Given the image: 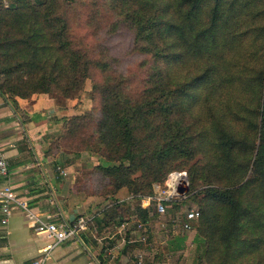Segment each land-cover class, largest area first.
<instances>
[{
	"label": "trees",
	"instance_id": "obj_1",
	"mask_svg": "<svg viewBox=\"0 0 264 264\" xmlns=\"http://www.w3.org/2000/svg\"><path fill=\"white\" fill-rule=\"evenodd\" d=\"M85 78L90 109L64 117L48 147L110 161L77 189L137 198L185 170L203 264H245L255 253L247 264H264V0L0 2V95L70 98ZM131 212L108 202L95 227L131 214L145 225L156 213L138 203Z\"/></svg>",
	"mask_w": 264,
	"mask_h": 264
},
{
	"label": "crops",
	"instance_id": "obj_2",
	"mask_svg": "<svg viewBox=\"0 0 264 264\" xmlns=\"http://www.w3.org/2000/svg\"><path fill=\"white\" fill-rule=\"evenodd\" d=\"M50 96L47 93L24 98L0 95V145L8 163L7 174L0 177V184H8L32 211L48 220L71 221L80 214L96 215L100 210L96 196L75 190L67 169L71 163H61L65 153L48 148L49 123L37 110L47 107L49 111L50 105H54ZM96 231L109 234L105 247H99L101 243L91 234L82 233L77 241L66 240L55 245L43 264H111L104 249L116 251L118 226L96 228ZM45 242L43 234L34 231L30 221L22 217L21 209L11 205L6 222H0V264H32ZM135 247L129 246L131 255Z\"/></svg>",
	"mask_w": 264,
	"mask_h": 264
},
{
	"label": "rangeland",
	"instance_id": "obj_3",
	"mask_svg": "<svg viewBox=\"0 0 264 264\" xmlns=\"http://www.w3.org/2000/svg\"><path fill=\"white\" fill-rule=\"evenodd\" d=\"M11 1L13 0H0V2L7 6ZM78 19V18H76ZM102 26V25H101ZM85 28V27H84ZM86 29V28H85ZM95 33L93 35H96V37L99 39L100 34L103 35L101 32H97L98 28L97 26H94L93 29ZM78 32L83 31V28H77ZM89 35V34H87ZM87 35L83 36V41L85 40V37ZM47 95H51L50 97H53V103L54 105H50L49 111H47V107H41L37 112L41 114L42 118L46 119V123H49L50 132H48L49 141L54 140V136L56 134V131H59L60 126L63 124L64 117H67L72 114H81L86 112L90 109L92 105V94L90 90V80L88 78H85L82 84L81 89L76 93L74 97H63L59 95H55L53 93H47ZM53 95V96H52ZM69 113V114H67ZM32 114V113H31ZM78 148L81 146L79 144ZM51 146L49 142V147ZM54 152H64L65 158L62 160L67 162L69 161L71 163L70 167H67L69 170V174L72 175L73 178V187L75 190L83 194L80 190H78V185H80L82 182V176L84 173L88 172L92 165L96 163H102L106 164L110 161L105 159L102 156L97 155V153L93 152L91 149H88L86 147L80 148V149H69L65 147H58L53 148ZM59 160V159H58ZM64 169V168H63ZM66 169V168H65ZM185 171V170H183ZM156 182V181H155ZM84 195V194H83ZM126 195H128L124 189H120L115 193V198L109 195H92L96 196V199H98V202L96 205L100 208L99 212L101 211L103 205H105L108 202H115L119 204V209L126 210L127 212H131L132 208L136 202V199H130V198H124ZM119 198H123L122 200H118ZM182 200H177V199ZM177 200V201H176ZM173 201L178 202L177 207H175V210L166 211L165 207L162 213H155V215L146 221L144 229L145 236H146V243L151 244V249L146 251V253L143 255V259L141 260V263H138L136 258L131 255L128 243H135L134 242H127L125 245V242H122L120 238H129L135 236L138 231L135 229L131 230V227L134 228L133 219H138L134 214H131L129 216V228L123 232V230L118 234V241L116 242V251H118L117 257H116V251H113V255L111 257H108V260L111 264H203L202 257H200L199 248L197 247V243L193 240L194 235V226H191L187 230H182L179 226V221L182 218V215L185 210L188 208H196L195 202L188 196V192L183 197H177ZM171 201V202H173ZM95 205L93 204V208ZM170 207L172 208V203L170 204ZM151 209V207H149ZM174 211L175 214H174ZM174 214V216L177 214V218H175V221L170 223V219ZM194 222V221H193ZM95 224V222H94ZM101 230V229H100ZM106 231V229H105ZM104 232V231H103ZM98 236L103 235L102 231H97L96 233ZM176 237H182L180 241H177ZM107 238L101 239L99 244V247H105L107 243ZM138 246L134 248V251L136 248H144L145 245L142 242ZM101 245V246H100ZM124 246V251L121 252L120 248ZM98 249V248H97ZM120 251V252H119ZM122 254V255H121ZM125 255V256H124ZM256 253L250 257H247L243 263L247 264L252 259L254 260L256 258ZM108 256V255H107Z\"/></svg>",
	"mask_w": 264,
	"mask_h": 264
},
{
	"label": "built area",
	"instance_id": "obj_4",
	"mask_svg": "<svg viewBox=\"0 0 264 264\" xmlns=\"http://www.w3.org/2000/svg\"><path fill=\"white\" fill-rule=\"evenodd\" d=\"M59 173L64 174V171L60 167L56 166ZM8 171V163L4 156L2 146L0 145V177L5 176ZM185 174L183 170L169 171L162 179L156 181L152 185V191L149 194L141 195L135 198L133 195L128 194L124 198L136 199V202L141 208L152 207L156 213H162L166 202H171L177 198L175 187L179 182L182 175ZM119 198L118 200H122ZM18 206L22 211V217L27 221H30V226L36 232L43 234L46 242L39 249V255L33 259L32 264H43L45 259L49 257L50 250L62 241L69 240L71 242L77 241L82 233L91 234L99 242L103 238L110 237L109 234L98 236L96 233V227L94 224V214H80L71 221L64 220H48L38 213L32 211L25 199L18 197L15 192L10 188L8 184H0V222L5 223L9 214L10 206ZM198 216L197 208H188L184 211V215L179 221V226L182 230L189 229L192 225L191 222L195 221ZM130 221H122L118 224V231H126L129 228ZM132 229H136L138 233L129 238H121L122 242H142L144 248H136L134 251V258L138 263H141L143 255L146 251L151 249V244L146 243L145 225L139 219H133ZM176 222V221H175ZM106 255L111 257L113 255L112 248L106 247L104 249Z\"/></svg>",
	"mask_w": 264,
	"mask_h": 264
},
{
	"label": "water",
	"instance_id": "obj_5",
	"mask_svg": "<svg viewBox=\"0 0 264 264\" xmlns=\"http://www.w3.org/2000/svg\"><path fill=\"white\" fill-rule=\"evenodd\" d=\"M175 191H176V194L178 197H183L187 194L188 183H187L186 174H184L180 177L179 182L175 187Z\"/></svg>",
	"mask_w": 264,
	"mask_h": 264
}]
</instances>
